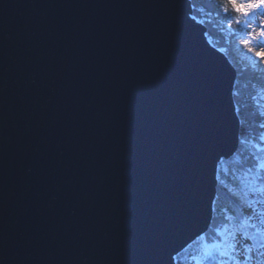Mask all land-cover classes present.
<instances>
[{"label":"water","instance_id":"obj_1","mask_svg":"<svg viewBox=\"0 0 264 264\" xmlns=\"http://www.w3.org/2000/svg\"><path fill=\"white\" fill-rule=\"evenodd\" d=\"M190 0H0V264H175L238 146L236 70Z\"/></svg>","mask_w":264,"mask_h":264},{"label":"snow or ice","instance_id":"obj_2","mask_svg":"<svg viewBox=\"0 0 264 264\" xmlns=\"http://www.w3.org/2000/svg\"><path fill=\"white\" fill-rule=\"evenodd\" d=\"M220 4L223 5L222 9ZM220 4H217L216 8L221 26L226 24L225 30L231 33L233 17L229 12L236 14L235 23L244 33L241 44L246 53L250 54L246 58L251 60L253 68H257L259 61L264 60V0H220ZM191 18L196 20L195 16ZM258 20L261 22L258 23ZM260 115L264 116V112ZM260 127L264 128V123H261ZM259 139L264 142V134H261ZM254 147L257 152H264L261 145ZM255 159L257 163L247 169L242 180L244 191L241 199L246 210L241 212L238 209L235 217H225L229 223L222 229H217L220 238L204 246L197 264H251L255 259L252 255L254 251L258 256H264V252L260 251L264 249V211H257L256 208L257 204H264V156H256ZM249 176L251 180L248 179ZM248 193H252L256 198L248 199ZM250 228L255 231L250 232ZM238 236L241 239H238ZM247 241H251L252 245L249 246Z\"/></svg>","mask_w":264,"mask_h":264},{"label":"trees","instance_id":"obj_3","mask_svg":"<svg viewBox=\"0 0 264 264\" xmlns=\"http://www.w3.org/2000/svg\"><path fill=\"white\" fill-rule=\"evenodd\" d=\"M195 9L193 13H198V7L208 12L212 17H218L216 5L220 4V0H193L192 3ZM220 8L223 5L220 4ZM230 16L233 13L229 12ZM217 37V36H216ZM233 96L236 114L239 119V135L238 146L235 152L227 158L223 159L225 168L219 169L221 181L216 183V198L213 203V212L211 221L205 231V239L211 241L212 237L216 238V227L229 223L225 217L227 211H230L233 217L237 215L236 203L229 195L227 185L233 188H241L239 178L245 176L249 167H254L257 163L256 156H264V152H257L254 145H261L259 137L264 131L260 127L264 123V116L260 113L263 110L254 104V99L258 93L264 92V71L252 72L244 74L243 78H235ZM254 231V230H253ZM193 243H190L185 248L192 249ZM180 253L176 254L175 264H181L180 259H177Z\"/></svg>","mask_w":264,"mask_h":264},{"label":"rangeland","instance_id":"obj_4","mask_svg":"<svg viewBox=\"0 0 264 264\" xmlns=\"http://www.w3.org/2000/svg\"><path fill=\"white\" fill-rule=\"evenodd\" d=\"M193 0H190V4ZM195 9L194 5L191 4V11ZM190 16H195L196 20L200 23H202L205 27V35L208 41L211 45L216 47L218 50L223 52L230 63L234 66L236 70V77L243 78L244 74L246 73H254L259 71H264V60L259 61L257 68L252 67L251 60L246 58V56L250 55L246 53V50L243 48L241 44V40L244 38V33L242 32L240 26H238L235 23V19L237 18L236 14L233 13V22H232V30L231 33L225 30L226 24L224 27L221 26V19L218 17H212L213 15H210L208 12L203 10L200 6L198 7V13H190ZM243 19L242 17H240ZM261 22V21H259ZM217 36V37H216ZM238 45V47H235ZM252 59H255V57H252ZM235 83V82H234ZM236 91L233 88L232 96H234ZM254 104L259 106L263 112H264V92L258 93L254 99ZM262 134H264V131H262ZM239 135V133H238ZM261 147H264V142L261 141ZM223 159H220L217 166V174H216V180L221 181L219 169L222 167L225 168V164L223 162ZM217 176L219 179H217ZM245 178V176L239 178V181L241 182V188H233L230 185H227V189L229 192V195L232 199H234V203H236V208L239 209L241 212H244L246 209L244 207L243 201L241 199L243 191H244V185L242 184V180ZM249 180H251V176L248 177ZM216 198V196H215ZM248 199H255L256 197L252 193H248ZM215 201V199H214ZM257 211H264V204H257L256 205ZM226 216H233L230 211H227ZM216 227L217 229H222L223 226ZM255 231V229L250 228L249 231ZM205 232L200 235L197 239H195L193 243L192 249L189 250V248H184L179 253V256H177V259H180L181 264H197V261L200 260L202 250L206 244L212 243L214 240H218L220 237L217 235L216 232V238L212 237L211 241H207L205 239ZM238 239H241V237H237ZM249 246L252 245L251 241L246 242ZM261 252H264V249H260ZM254 256V260L251 262V264H264V256H258L256 254V251L252 253ZM176 258V257H175ZM176 261V259H175Z\"/></svg>","mask_w":264,"mask_h":264},{"label":"bare ground","instance_id":"obj_5","mask_svg":"<svg viewBox=\"0 0 264 264\" xmlns=\"http://www.w3.org/2000/svg\"><path fill=\"white\" fill-rule=\"evenodd\" d=\"M259 23V20L257 21ZM235 47H238V45H236ZM216 183H217V180H216ZM264 261V260H263Z\"/></svg>","mask_w":264,"mask_h":264}]
</instances>
